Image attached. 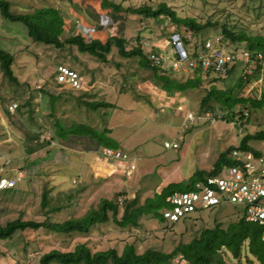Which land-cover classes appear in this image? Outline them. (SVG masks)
Listing matches in <instances>:
<instances>
[{
  "label": "rangeland",
  "instance_id": "rangeland-1",
  "mask_svg": "<svg viewBox=\"0 0 264 264\" xmlns=\"http://www.w3.org/2000/svg\"><path fill=\"white\" fill-rule=\"evenodd\" d=\"M10 5V12L14 14H31L41 8H57L65 21L67 34L76 35L82 33L87 40L103 37L106 33H119L121 26L126 25V38L131 40L130 29L136 27V23L121 15L107 13L101 6V0H6ZM120 3L122 0H111ZM123 6L127 7L129 2L137 5H154L158 0H123ZM179 16L193 17L201 20L211 19L220 23L218 27L210 30L214 41L219 43L222 39L220 26L222 24L233 28L235 33L244 32L248 37L264 36V0H165ZM168 27L159 24L157 29L151 26L149 31L144 32L143 39L151 42L152 50L159 56L165 57V63L170 65L177 57L171 53L172 37L177 35L174 26ZM102 29L104 31H102ZM109 29V30H108ZM148 33H151L150 35ZM130 34V35H129ZM135 34V32H134ZM183 40V36L179 34ZM207 36V34H206ZM207 36V37H208ZM104 38V37H103ZM194 39L184 43L187 52L195 49ZM236 46V45H235ZM244 47V44H238ZM0 47L14 56L12 69L21 85L15 88L9 85L0 76V93L3 96L5 105L13 103L22 105L26 101L29 105L11 112L15 119L22 126V131L17 132L24 140L14 141L15 133L7 123L6 117L0 106V118L6 121L7 131L3 138H0V153L7 156L9 163L5 164L2 156L0 168H3L5 175H13L15 171L23 170L31 185L35 178L39 181L38 193L45 191L48 195V205L41 208L39 202H35L33 196L19 197L16 195H3L0 193V223L4 225L9 220H35L62 222L70 216L80 218L90 208H96L101 199H111L114 194L120 193L122 202L136 198L137 205H144L146 200L148 206L161 215L165 209L161 201L162 190L168 186L163 185L161 174L170 172L172 167H177L180 160L178 150L164 148V142L177 141L178 145H184V138L190 132V127L181 128L179 118L168 127L163 126L161 114L156 107L148 105L143 93L150 95L152 99L159 89L151 82L145 81L136 74L134 77L128 75L129 82L133 84L134 90L128 93H121V79L125 73V67L117 68L110 62L98 68V61L86 55H79L75 49L65 47L63 50H56L52 46L32 42L28 37L26 28L18 22H10L0 16ZM197 50V49H196ZM70 53L72 55H70ZM77 55L78 60L72 56ZM110 57V61H112ZM68 66L78 69V75L82 80V86L78 91H92V95L83 99H95L106 103L110 107L101 109L106 115L82 110L70 99H61L50 104V98L42 90L56 95L63 89H70L69 85L57 86L51 74L59 73L63 62ZM65 66L66 69H68ZM183 68L188 71L186 63ZM173 72V71H172ZM56 80L61 83L59 74ZM175 73V72H173ZM180 75V73H177ZM236 79V77H232ZM249 84L245 91H250ZM19 95V99L14 97ZM259 96V91L257 92ZM185 104L192 113L201 116L198 123L204 124L202 119L204 109L201 107V94L193 92L186 95ZM174 97V96H173ZM155 108V109H154ZM264 116V108L260 111ZM82 115L85 116L82 118ZM262 117V116H261ZM58 120L64 127L72 123H84L96 127L97 132L109 131L108 137L129 153L134 159L135 170L127 177L114 175L109 179L102 180L98 177L100 165V152L108 145L99 148L92 137H72L73 143L60 142L53 134L54 120ZM262 120V118H261ZM258 128L252 126L249 120L246 122L231 123L229 119L208 124L209 131L193 144V152L189 155L187 164H191L194 171L207 172L218 160L221 153L228 147H236L240 139L255 131L264 130V122ZM248 123V124H247ZM201 125V124H198ZM12 130V131H11ZM12 134H11V132ZM102 134V133H101ZM13 135V136H12ZM53 139V140H51ZM250 147L258 152V156L264 159V140L252 141ZM25 147L35 151L32 158L25 153ZM50 147V149H46ZM112 148V147H108ZM96 151V152H95ZM38 154V155H36ZM228 157H230L228 155ZM23 159L28 162L24 163ZM36 160V161H35ZM6 169V171H5ZM195 174V173H194ZM194 174L189 175L185 181L178 183L183 188L187 183L194 180ZM163 185L161 191L159 188ZM81 188H83L81 190ZM177 188V189H179ZM171 189V188H170ZM81 190V191H80ZM169 190V189H168ZM119 199V198H118ZM129 199V200H130ZM60 207L56 213H50L47 209ZM238 210H237V209ZM223 206L200 216L208 223L215 215L235 218L241 216L238 207ZM186 220L183 224L174 227L173 231L162 229L161 225L149 226L147 231L152 235L137 243V252L142 253L147 249L170 252L176 245L179 234L184 236L187 242L193 237L195 230L199 227L198 219ZM152 222L157 224V216ZM90 234L96 239L90 244L102 245L103 248L118 247L117 242L107 243V239L114 240L117 237L123 238L126 230L117 228L111 221L99 225L98 230L91 228ZM173 234V235H172ZM166 235L164 243L161 237ZM85 237L79 234L55 235L51 232L38 230L32 232L16 233L11 239L0 242V264H27L26 256L33 259L29 264H37L38 250L45 246V252L49 251L54 244L58 249L74 248L77 243L83 242ZM106 240V242H105ZM99 248V249H103ZM120 248V249H121ZM26 251V252H25ZM245 255L252 264H259L246 251L242 252L240 263L226 252L224 264H246ZM111 264V263H109ZM172 264V261H171Z\"/></svg>",
  "mask_w": 264,
  "mask_h": 264
},
{
  "label": "trees",
  "instance_id": "trees-1",
  "mask_svg": "<svg viewBox=\"0 0 264 264\" xmlns=\"http://www.w3.org/2000/svg\"><path fill=\"white\" fill-rule=\"evenodd\" d=\"M123 2L126 1L122 0L120 3H116L111 0H101V6L107 10V13L121 15L122 18L126 17L135 21L137 26L130 29L132 34L131 40L125 36L126 25L120 27L121 31L119 33H106L103 36L104 38L98 36L87 40L80 32L76 35H69L65 28L64 18L57 8H41L31 14H14L10 12L9 3L6 0H0V16L10 22L21 23L26 28L28 37L32 42L52 46L56 50H63L65 47H68L70 51L75 49L79 55H86L96 59L98 61V68L110 62L117 68L126 66L123 79H121L122 86L120 91L122 94L135 89L128 78V75L132 72V77L136 74L145 81H151L160 91L168 93L171 96L182 95L186 98V95L193 92L200 93L202 96L200 104L205 111L233 110L237 106H241V108L246 109L247 116H243L240 112L233 114L229 118V121H234V124L235 122H247L250 119L252 120V118L258 120L255 114L260 113L262 108H264V68L257 66L250 74L246 71L241 73L242 66H240L239 62H236L230 70H227L225 75L214 73L211 69L205 75H201L199 66L196 69H189L187 73L178 75L172 72L169 65L150 66L147 54L151 52L155 53V51L154 49L152 50L151 45L149 47L144 45V41L147 39L144 40L143 35L144 32L149 31L151 26L157 29L158 25L162 24L165 28L168 27V25H165L167 23L169 26L175 27V32L178 35L181 34L183 36V43L194 39L195 49L193 52L196 49H204L205 43L210 41L211 46L207 51H212L216 48H222L225 51L247 49L251 53H262L263 55L264 36L248 37L246 33H235L233 28L222 24L220 26L222 39L219 40V43H215L212 42L214 41L212 40V34H210V38L208 34L210 30L212 31L220 25L218 22L211 19L201 20L193 17H181L165 0H158L154 5L145 4L137 6L129 2L127 7L123 6ZM102 31L104 30L102 29ZM190 32L192 38L188 40L186 37ZM148 34L150 35L151 33ZM238 44H244L245 46L238 47ZM70 55L72 54L70 53ZM72 57L78 60L77 55ZM110 57L113 58L112 61H110ZM13 63L14 56L0 47L1 79L17 88L21 83L14 75L12 69ZM62 64L64 67L68 66L65 61ZM67 68L78 74V69L71 66ZM57 73L54 71L51 74L53 82L57 86H65L57 82ZM232 77H236V79ZM249 84L252 85V89L245 91ZM258 91L259 96L257 94ZM42 92L49 96L52 109L56 101L70 99L80 109L92 112L98 111L104 117L107 112L103 114L101 109H105L106 106L110 107L106 103L95 99H83L85 96L92 95V91H78L65 88L56 95L44 90ZM14 97L19 99L21 96L19 97L18 94H15ZM142 97L148 105L153 106L150 95L143 93ZM28 105L29 102L27 101L22 105L17 104L16 111L19 112L21 108ZM0 106L7 123L15 133L14 141H19L24 146V140L17 133L23 132L22 126L15 119V114L9 112L8 105L3 103L1 93ZM83 117L85 116L82 115ZM1 119L3 118H0V127L4 129ZM3 121L6 123L5 120ZM54 121L53 134H55L60 142L69 144L73 143L70 139L72 137H92L99 148L104 147V145L119 148L108 137L109 131L107 129L104 133H98L96 127L84 123H72L70 126L64 127L58 120L55 119ZM260 140H264V130L255 131L253 134L243 136L236 147L226 148L207 172H195L194 180L191 183H187L183 188H179L177 186L179 184L175 183L172 184L173 186H169V190L163 189L160 194L165 208H167L165 198L169 194L176 191L192 190L193 185L203 178L217 175L224 168L237 165L233 159L228 157L231 151L251 152L255 156H258V152L254 151L249 143ZM46 149H50V147ZM25 153L29 158H32L35 151L25 147ZM33 184L25 193L15 191H2L0 193H3V195H16L22 198L33 196L34 201L39 202L41 208L44 209L48 205V195L45 191L41 194L37 193L39 186L37 187ZM120 196L122 195L117 193L111 199H101L96 208H90L80 218L70 216L62 222H51L48 219L35 221L22 220L18 217L17 219L7 221L4 225L0 223V242L9 240L16 233H23L26 230L32 232L43 230L55 235H71L75 233L85 237L84 241L77 243L74 248L58 249L54 244L51 245L50 250L47 252H45L47 246L40 248L38 250L37 264H171V261L178 255L183 256L190 264H224L226 252L240 263L243 251L249 253L259 264H264V243L261 241V228L255 224L246 223L242 217V212L240 217L236 216L232 219L215 215L208 223L197 217L200 218L198 219L200 225L188 242L184 240L182 233L179 234V238L175 242L176 245L170 252L147 249L139 253L136 248L137 243L143 242L147 236L152 235V231H147V227L159 224L162 229L173 231L175 226H163L161 215L155 211L154 206H148L147 200L144 205H137L138 200L136 198L120 203L118 201ZM47 210L50 213H56L60 210V207H51ZM154 216H157L158 220L155 225L152 223L155 220ZM110 221L117 228L126 230V234L123 238L107 239V243L115 241L117 245L123 244L122 248H103L100 242L99 245L90 244L93 240L104 242V240L98 239V237L95 239L90 234L91 228L98 230L99 225ZM165 237L166 235L161 237L162 243H164ZM100 247L103 249H99ZM32 260L30 255L26 256L27 264ZM245 261L246 264H252L246 255Z\"/></svg>",
  "mask_w": 264,
  "mask_h": 264
},
{
  "label": "built area",
  "instance_id": "built-area-1",
  "mask_svg": "<svg viewBox=\"0 0 264 264\" xmlns=\"http://www.w3.org/2000/svg\"><path fill=\"white\" fill-rule=\"evenodd\" d=\"M186 38L188 40L192 38L191 32ZM151 44L150 41H144L146 47ZM210 46L211 42L207 41L204 49H197L193 53H189L186 51L180 35H174L171 53L177 59L171 62L170 69L175 73H187L188 71L183 68V64L186 63L188 70L196 69L199 66L201 75H205L210 69L214 73L225 75L236 62L242 66L241 73L246 71L250 74L257 66L264 68L262 53H251L247 49L225 51L222 48L207 51ZM147 57L152 67L166 65L165 57L156 53H148ZM58 74L62 80L61 84L69 85L70 89H79L82 86V80L77 73L62 67ZM150 100L153 107H156L155 110L161 114V121L165 127L171 126L177 118L181 120V128L195 126L201 119V116L192 113L187 107L186 98L182 95L173 97L160 91L155 92ZM16 107L15 103L8 105L9 112H13ZM239 112L243 116H247L246 109L237 106L233 110L204 111L202 119L208 123H214L229 119L233 114ZM258 114L261 113H257L255 116ZM1 121L4 129L0 127V138H3L9 132L6 123L3 119ZM231 123L234 124V121ZM178 147L177 142H164V148L177 149ZM228 155L237 165L226 167L217 175L203 178L193 185L192 190L176 191L165 198L167 208L161 213L163 226L183 224L186 220L200 217L208 213L209 210L218 207H238L246 223L255 224L261 228V241L264 243V159L251 152L240 150H233ZM0 156L5 160V164L9 163L7 156H3L1 153ZM100 157L98 177L102 180L109 179L116 174L127 177L136 168L134 158L120 147L103 148ZM23 162L28 161L23 159ZM3 171L4 169L0 168V192L25 193L29 190L31 183L28 177L23 174V170L15 171L13 175H5ZM120 198L118 201L121 203L122 199ZM127 198L130 199L129 196ZM172 264L190 263L183 256L178 255L172 260Z\"/></svg>",
  "mask_w": 264,
  "mask_h": 264
},
{
  "label": "crops",
  "instance_id": "crops-1",
  "mask_svg": "<svg viewBox=\"0 0 264 264\" xmlns=\"http://www.w3.org/2000/svg\"><path fill=\"white\" fill-rule=\"evenodd\" d=\"M262 116V117H261ZM258 120H256L255 118H252V120H249V123L254 126V127H259L261 126V118H262V123L264 122V116L261 114H258L255 116ZM201 124V125H198ZM208 123L206 121H204L203 123H197L195 126H191V130L190 132L185 136L184 138V145H180L179 147L176 149L178 150V156L180 158L179 162L177 163L178 166L177 167H172L170 172H165L164 174H161L162 178H163V185L166 187L171 183H180L186 180L187 177H189V175L194 174L196 171H194V168L191 164H187L186 166V162L188 160L189 155L193 152V144L196 143V141L198 140V138L205 133L207 131H209V126ZM185 128V127H184ZM258 130H260L258 128ZM199 138V139H200ZM174 142H177L174 140ZM178 143V142H177ZM167 149V148H166ZM38 155V154H36ZM34 184L35 186H39L38 180L35 178L34 180ZM33 184V185H34ZM163 185L159 188V190L161 191V189L163 188ZM38 193V192H37Z\"/></svg>",
  "mask_w": 264,
  "mask_h": 264
}]
</instances>
